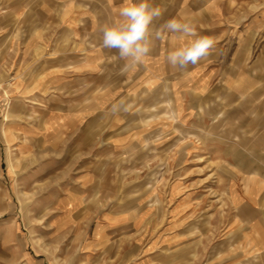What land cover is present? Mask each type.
Listing matches in <instances>:
<instances>
[{
  "label": "rangeland",
  "instance_id": "rangeland-1",
  "mask_svg": "<svg viewBox=\"0 0 264 264\" xmlns=\"http://www.w3.org/2000/svg\"><path fill=\"white\" fill-rule=\"evenodd\" d=\"M74 10L0 0V264H264L232 198L234 124L186 69L124 70L86 36L97 9L59 36Z\"/></svg>",
  "mask_w": 264,
  "mask_h": 264
},
{
  "label": "crops",
  "instance_id": "crops-1",
  "mask_svg": "<svg viewBox=\"0 0 264 264\" xmlns=\"http://www.w3.org/2000/svg\"><path fill=\"white\" fill-rule=\"evenodd\" d=\"M139 2L10 0L11 10H16L17 14L24 9H28V14L30 10L40 13L38 10L51 8L54 4L66 15L67 9H75L74 16H65L60 23L59 36H83V14L89 13L83 11L85 8L97 9V12L91 11L88 24L92 33L86 35L93 36L94 30L99 32V27L120 19L118 11L121 7ZM149 3L162 12V16L154 20V28L177 18L191 22L197 36H210L215 41L207 58L186 68L188 80L191 78L187 86L195 80L201 82L204 100L209 101V112H223L228 117L227 122L234 124L233 131L219 137L234 140L230 148L235 149V166L249 174L245 175L243 188L237 182L232 184V198L238 199L236 204L240 208L241 219L252 227L256 248L264 251V32L259 33L260 26H264V12H254L250 6L253 4L247 2L248 5H244V0H149ZM98 9L107 16L105 21L103 16L98 20L101 16ZM164 9H170L166 17ZM85 18L88 19L87 16ZM190 39L193 37L165 33V38L155 42L143 63L138 64L139 67L144 69L145 74L155 77L165 73L178 76L181 70L173 68L166 57L171 51L185 46ZM74 56L78 57L77 51ZM178 84L177 80L176 91Z\"/></svg>",
  "mask_w": 264,
  "mask_h": 264
},
{
  "label": "clouds",
  "instance_id": "clouds-1",
  "mask_svg": "<svg viewBox=\"0 0 264 264\" xmlns=\"http://www.w3.org/2000/svg\"><path fill=\"white\" fill-rule=\"evenodd\" d=\"M118 16L119 20L103 25L100 31L102 46L116 49L120 59L126 61L124 70L143 63L155 42L165 38V33L193 37L185 46L168 53L166 59L173 68L183 70L189 65H196L207 58L214 48V39L197 36L191 22L172 18L154 28L153 22L162 16V12L159 7H153L149 0L121 7Z\"/></svg>",
  "mask_w": 264,
  "mask_h": 264
}]
</instances>
